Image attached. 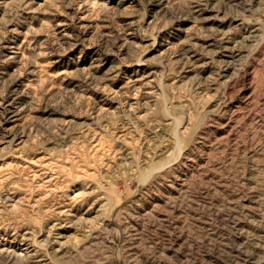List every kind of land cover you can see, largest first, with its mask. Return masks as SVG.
<instances>
[{
	"label": "rangeland",
	"instance_id": "374dc122",
	"mask_svg": "<svg viewBox=\"0 0 264 264\" xmlns=\"http://www.w3.org/2000/svg\"><path fill=\"white\" fill-rule=\"evenodd\" d=\"M0 264H264V0H0Z\"/></svg>",
	"mask_w": 264,
	"mask_h": 264
}]
</instances>
